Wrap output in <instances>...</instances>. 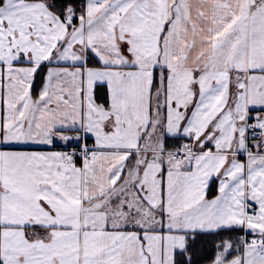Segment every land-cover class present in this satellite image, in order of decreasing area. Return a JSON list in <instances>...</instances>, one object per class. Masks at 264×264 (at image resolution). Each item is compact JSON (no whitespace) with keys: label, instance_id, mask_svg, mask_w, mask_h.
<instances>
[{"label":"snow or ice","instance_id":"1","mask_svg":"<svg viewBox=\"0 0 264 264\" xmlns=\"http://www.w3.org/2000/svg\"><path fill=\"white\" fill-rule=\"evenodd\" d=\"M0 264H264V0H0Z\"/></svg>","mask_w":264,"mask_h":264}]
</instances>
